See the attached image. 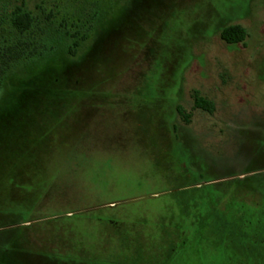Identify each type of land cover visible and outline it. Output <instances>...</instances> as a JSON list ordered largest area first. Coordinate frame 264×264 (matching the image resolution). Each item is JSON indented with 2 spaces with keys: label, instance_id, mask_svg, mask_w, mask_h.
Here are the masks:
<instances>
[{
  "label": "rangeland",
  "instance_id": "374dc122",
  "mask_svg": "<svg viewBox=\"0 0 264 264\" xmlns=\"http://www.w3.org/2000/svg\"><path fill=\"white\" fill-rule=\"evenodd\" d=\"M19 6L36 18L24 35ZM0 19V49L36 42L0 85V264H257L253 247L227 245L218 216L231 212L211 209L255 180L177 192L221 173L209 160L264 117V0H0ZM231 24L243 43L222 40ZM179 197L209 216L201 236L196 217L171 234Z\"/></svg>",
  "mask_w": 264,
  "mask_h": 264
},
{
  "label": "flooded vegetation",
  "instance_id": "af4514ba",
  "mask_svg": "<svg viewBox=\"0 0 264 264\" xmlns=\"http://www.w3.org/2000/svg\"><path fill=\"white\" fill-rule=\"evenodd\" d=\"M254 119L244 123L242 130L234 132L233 135L239 142L235 154L215 156L208 164L211 167L223 168L221 173L215 175V182L255 180L257 184L255 186L258 188L246 191L243 196L237 197L236 202L234 199L225 201L222 197L218 198L217 203L220 205L235 204L234 207L217 208L222 212H231V218L218 225L223 230L228 229L227 245L239 248L253 247L254 253L258 256L257 264H263L261 257H264V117ZM225 130L227 128H219V134L226 135ZM196 227L195 233L201 236L203 224H196ZM186 230L185 228L184 235L187 233ZM212 234L216 233L213 231Z\"/></svg>",
  "mask_w": 264,
  "mask_h": 264
},
{
  "label": "trees",
  "instance_id": "16d2710c",
  "mask_svg": "<svg viewBox=\"0 0 264 264\" xmlns=\"http://www.w3.org/2000/svg\"><path fill=\"white\" fill-rule=\"evenodd\" d=\"M3 23H4V21L2 19H0V27ZM10 24L20 34L24 35V34L30 32V30L34 27V25L36 24V18L33 15L32 11L27 10V9L19 6L13 11V13L10 17ZM246 37H247V30L240 24H231V25L224 27L221 30V38H222V40H224L228 44L243 43L245 41ZM81 39L83 40L84 38H81ZM80 44H81L80 40L76 39L74 41V44L69 48V54L71 56L75 57L77 55L78 48H79ZM31 45H36V42H34V41H31V42L19 41L17 44L1 47V49H0V85L3 81L4 76L7 73V71L13 66V64L16 61H18L22 58H25V57L32 54L29 52V47ZM193 98H194V108L195 109H202L204 111H209V112H212L214 110L213 103L210 100H208L207 98L202 97L198 93V91L193 92ZM13 108H14L13 111L10 112L8 115L19 112L17 110H19L20 104L14 103ZM176 114H179L185 123H190L191 117H192L191 112L186 111L180 105H178L176 107ZM7 118L9 119V116L6 117L5 119H7ZM173 125H174V127H176L175 124H173ZM200 180H202L203 182L195 180V181H192V182H189L187 184H183V185L179 186L178 187L179 191L177 192V194H179V192L182 193L184 190H193L195 187L203 188L204 186L223 184V183L215 182L214 181L215 178L205 179L204 175L201 176ZM199 185H201V186H199ZM207 189L212 190L211 187H207ZM170 205L172 207L175 206V208L178 209L179 217H180L179 224L176 223L178 226L176 225L173 228V230H176V231L170 230V232H171V234H176L178 237H181V235H183L185 232L184 231L185 228L187 229V226L185 225L186 223L184 224V222L186 221L185 218L186 217L191 218V216L189 213L184 214V208L185 207L183 205V200L181 199V197H179L176 201H173ZM220 206L221 205L219 203H214V204H212L211 209L215 213L216 208H218ZM224 206L234 207L235 204H228V205H224ZM194 217H196V220H195L196 223L195 224H199L201 222L203 224L202 219L205 220L209 216L208 215L204 216L202 214V215H200V218L197 217V215H194L193 218ZM193 218H191V219H193ZM218 218H219V221H218L219 223H223V222L228 220V219H225L224 217H221V216H218ZM191 223H193V221ZM170 229H172V228H170ZM187 231H188V229L186 230V232ZM162 241H166V239L162 238ZM139 245H141V244H139ZM143 247H145V246L141 245L140 248L143 249ZM133 248H134V246H133ZM153 248H155V247H153ZM159 255H164V253H161L159 251Z\"/></svg>",
  "mask_w": 264,
  "mask_h": 264
}]
</instances>
